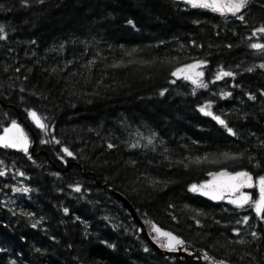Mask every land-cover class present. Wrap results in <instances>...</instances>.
Returning <instances> with one entry per match:
<instances>
[{"label": "trees", "instance_id": "trees-1", "mask_svg": "<svg viewBox=\"0 0 264 264\" xmlns=\"http://www.w3.org/2000/svg\"><path fill=\"white\" fill-rule=\"evenodd\" d=\"M0 28V134L17 123L35 138L28 153L0 146V264H185L156 255L107 189L160 248L153 225L216 260L264 264L255 191L242 207L190 191L221 173L264 178V47H251L264 45V0L235 15L183 0H0ZM196 63L206 87L174 77Z\"/></svg>", "mask_w": 264, "mask_h": 264}, {"label": "rangeland", "instance_id": "rangeland-1", "mask_svg": "<svg viewBox=\"0 0 264 264\" xmlns=\"http://www.w3.org/2000/svg\"><path fill=\"white\" fill-rule=\"evenodd\" d=\"M185 3H187L190 7H193L191 3L188 2V0H183ZM204 2L211 3L212 0H204ZM198 3V2H197ZM220 3H227V0H220ZM199 8H204V7H199ZM212 10L211 8H207ZM224 12H229L227 9L224 10ZM193 65H198L195 68H190L189 66H186L181 69H185L183 72H179L178 70L176 73L178 75H175V78H182L188 82L192 83V80H196L197 83L193 84L196 86H200L201 84V78L202 75H197V73H202L203 74V69H204V64L203 63H196ZM180 70V69H179ZM187 77V78H186ZM39 118V117H38ZM29 119L31 121V124L33 125L34 128H39L36 123L33 121V119L29 116ZM42 122V121H41ZM15 124V127L13 125ZM22 141H26V146H27V151L24 150L22 146H5V142L8 144L12 143H21ZM31 145V141L25 131V129L21 126H19L17 123H10L7 127H5L2 130V133L0 134V146L1 147H10L16 150H21L23 153H28L29 148ZM243 173V172H239ZM238 173H221L218 175L211 176L206 182H203L201 184L193 185L196 187V191H192L191 189L193 186L190 187V191L194 194L200 195L210 201H215V202H227L230 203L234 206H237V204L231 203L230 201H238L242 203L243 205L247 204L250 202L251 199V191H255L256 193V201L253 203V210L256 214L257 210L255 207V203L259 201L260 199V186H259V180L261 178L257 179H251V186H248V182L244 181V178H236L233 179V177H237ZM244 184V186H239L241 184ZM236 187V190L233 191V187ZM22 191V187H16L14 188V193H20ZM243 196H247L248 202L243 203ZM212 197H217V198H212ZM11 202V198L8 197L4 192L0 191V203L3 205H8ZM262 212V211H261ZM260 212V213H261ZM153 240V239H152ZM154 241V240H153ZM156 242V241H154ZM161 242V248L164 247L165 241L160 240Z\"/></svg>", "mask_w": 264, "mask_h": 264}, {"label": "snow or ice", "instance_id": "snow-or-ice-1", "mask_svg": "<svg viewBox=\"0 0 264 264\" xmlns=\"http://www.w3.org/2000/svg\"><path fill=\"white\" fill-rule=\"evenodd\" d=\"M189 3L192 4L193 7H204V8H211L213 11H219L221 14H224V10L227 9L229 12H231L233 15H235L236 13H239L241 11L242 8L245 7V5L248 3V0H227V3H220V0H212L211 3L208 2H199L197 3L196 0H188ZM240 19H243V17H239ZM2 28H0V32H2ZM258 31L264 32V28L259 29ZM253 35H255V33H253ZM3 35H0V39H3ZM252 48L254 49H260L262 47H264V45H260V44H252L251 45ZM198 65H191L189 66L190 68H195ZM261 67H264V65H261ZM179 72H183L185 71V69H180L178 70ZM173 75H178V73L174 72ZM197 75H202V73H197ZM226 75H231L230 73H226V72H221L218 76L217 79L222 78L223 76ZM187 78V77H186ZM193 84H196L197 81L196 80H192ZM200 86H205L206 85H200ZM161 95H163V93H161ZM250 99H252L253 97H249ZM200 111L204 112L205 115H209L210 113L206 112L204 108H201ZM29 116L33 119V121L36 123V125L41 128V129H45L46 125L43 124L40 120V118H38L37 114L35 112H29ZM214 119H216L220 124H224L223 120H220L218 117H213ZM13 127H15V124L13 125ZM229 132L231 134V129H229ZM149 143H151V140H149ZM5 146H22L24 148L25 151H27V146H26V141H22L21 143H12V144H8L7 142H5ZM109 147L111 148L112 145L110 144ZM65 153L69 156L72 155L71 152H68L67 149H64ZM0 175H4L3 172H0ZM236 178H244L245 182H248V186H251V177L247 174V173H238L237 177H233V179ZM239 186H244V184L242 183ZM259 186H260V199L259 201H257L255 203V207L257 210V213L260 214V212L262 210H264V178H261L259 180ZM192 191H196V187L193 186V188L191 189ZM236 190V187H233V191ZM24 191H27V189H24ZM74 191L79 192L80 189L77 187L74 189ZM212 198H217V197H212ZM243 203H247L248 202V197L247 196H243ZM231 203L237 204L238 207H242L243 204L238 202V201H230ZM33 227H35V225H33ZM153 230L158 232L161 236H166L168 237V244L166 245V247L169 250H174L175 245H179L182 244L183 242L177 238H175L174 236H171L169 233H163L160 232V230L158 228L155 227V225H153ZM256 233H253V236H255ZM207 258V257H206Z\"/></svg>", "mask_w": 264, "mask_h": 264}, {"label": "water", "instance_id": "water-1", "mask_svg": "<svg viewBox=\"0 0 264 264\" xmlns=\"http://www.w3.org/2000/svg\"><path fill=\"white\" fill-rule=\"evenodd\" d=\"M196 2H204V0H196ZM35 143V138L33 136L32 144L30 146V149L32 150ZM43 153V152H42ZM108 193L113 195L114 198L122 205V207L129 213L132 221L138 226L139 228V234L141 238L148 244L150 249L158 256H164V257H172L174 259H180L185 264H228L219 260H216L214 257L209 255L206 252H203L201 250H197L192 248L191 246L185 244L182 240V244L175 245L174 250H169L166 245L168 244V237L161 236L158 232L155 231V234L157 235V238L159 239H165L166 243L164 245V248H160L156 242H154L151 237L148 234V231L144 225V223L141 221V219L136 214L133 207L130 205V203L123 198L120 194L114 192L111 189H107ZM160 232H163L160 230ZM165 233V232H163ZM173 236V235H171ZM175 237V236H174ZM176 238V237H175ZM178 239V238H177ZM180 240V239H179ZM185 250V251H182ZM187 251V252H186ZM207 257V258H206Z\"/></svg>", "mask_w": 264, "mask_h": 264}, {"label": "flooded vegetation", "instance_id": "flooded-vegetation-1", "mask_svg": "<svg viewBox=\"0 0 264 264\" xmlns=\"http://www.w3.org/2000/svg\"><path fill=\"white\" fill-rule=\"evenodd\" d=\"M18 125H19V126H21V127H23V125H22V124H18ZM24 127H26V126L24 125ZM24 127H23V128H24ZM164 245H165V244H164ZM163 248H164V247H163ZM179 260H181V258H180Z\"/></svg>", "mask_w": 264, "mask_h": 264}, {"label": "bare ground", "instance_id": "bare-ground-1", "mask_svg": "<svg viewBox=\"0 0 264 264\" xmlns=\"http://www.w3.org/2000/svg\"><path fill=\"white\" fill-rule=\"evenodd\" d=\"M164 240H165V239H164ZM165 243H166V240H165ZM174 251H177V250L174 249ZM182 251H185V250H182ZM186 252H187V251H186Z\"/></svg>", "mask_w": 264, "mask_h": 264}]
</instances>
